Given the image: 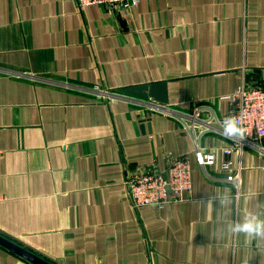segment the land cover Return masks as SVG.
<instances>
[{
    "label": "crops",
    "instance_id": "0c3cea01",
    "mask_svg": "<svg viewBox=\"0 0 264 264\" xmlns=\"http://www.w3.org/2000/svg\"><path fill=\"white\" fill-rule=\"evenodd\" d=\"M130 12L0 0V235L52 264H264V234L236 230L264 221V151L221 153L228 95L264 85V0ZM151 83L166 104L120 92ZM195 142L214 164L196 163ZM184 155L191 190L134 209L127 176ZM0 264L33 263L0 245Z\"/></svg>",
    "mask_w": 264,
    "mask_h": 264
},
{
    "label": "built area",
    "instance_id": "2783aa9c",
    "mask_svg": "<svg viewBox=\"0 0 264 264\" xmlns=\"http://www.w3.org/2000/svg\"><path fill=\"white\" fill-rule=\"evenodd\" d=\"M79 7L92 4L118 6L127 14L139 0H75ZM107 98L116 97L101 92ZM229 107L226 117H236L242 134L229 136L230 145L221 148V153L229 155L240 152L248 146L257 152L264 151L259 144L264 139V85H249L242 81L237 89L227 97ZM162 108V107H161ZM193 128V125L191 126ZM194 158L200 166L212 165L216 161V153L203 150L195 142ZM220 170L228 172L226 179L238 187L239 176L232 170V161H223ZM130 204L134 209L144 206L163 207L165 204L180 201L185 192L192 187V175L189 159L186 155L175 159L163 170H157L154 163H148L141 170L129 174L125 180Z\"/></svg>",
    "mask_w": 264,
    "mask_h": 264
},
{
    "label": "water",
    "instance_id": "95a60500",
    "mask_svg": "<svg viewBox=\"0 0 264 264\" xmlns=\"http://www.w3.org/2000/svg\"><path fill=\"white\" fill-rule=\"evenodd\" d=\"M120 92L143 98H152L155 102L159 104H166L168 100L165 83H151L147 85L123 87L120 89ZM110 95L116 98L119 97V95L117 94ZM0 245L23 257L24 259L30 261L33 264H52L49 261L21 247L20 245L14 243L13 241L7 239L2 235H0Z\"/></svg>",
    "mask_w": 264,
    "mask_h": 264
},
{
    "label": "clouds",
    "instance_id": "9594fccd",
    "mask_svg": "<svg viewBox=\"0 0 264 264\" xmlns=\"http://www.w3.org/2000/svg\"><path fill=\"white\" fill-rule=\"evenodd\" d=\"M223 132L229 136L242 134L241 128L238 126L236 117H225L222 121ZM237 231H243L249 234H264V221L257 219L246 220L243 225L237 226Z\"/></svg>",
    "mask_w": 264,
    "mask_h": 264
}]
</instances>
